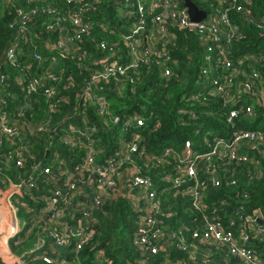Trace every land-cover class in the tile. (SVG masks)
<instances>
[{
    "label": "built area",
    "instance_id": "1",
    "mask_svg": "<svg viewBox=\"0 0 264 264\" xmlns=\"http://www.w3.org/2000/svg\"><path fill=\"white\" fill-rule=\"evenodd\" d=\"M34 1L26 0L28 4ZM107 1L121 22L119 40L127 47L126 55L111 41L98 44L99 55L81 54L82 40L91 34L90 21L82 15L95 2L87 0L83 9L69 16L71 32L63 26L65 18L56 17L45 24V31L56 35L48 49L55 54L46 68H38L45 59L33 49L31 59L37 67L23 66L15 82L16 93L5 84L9 76L0 75V205L5 208V214L0 213L2 261L24 264L11 252L9 241L33 236V247L26 249L23 243L18 244L25 255L33 254L35 260L45 264H80L78 253L87 246L94 250L89 244L99 226L98 213L106 204L121 198L134 214L131 245L139 264H233L232 260L264 264V206H250L251 197L246 195L245 202L238 201L242 203L237 202L228 213L225 206L230 197L223 193L217 198L212 195L214 191L222 192L218 189L224 180L227 185L236 184L235 167L253 164L257 169L258 158L264 159V131L238 128L236 123L240 118L255 121V107L264 108V87L257 83L259 74L252 71V78L246 77L247 72L241 68L243 62H261L263 57L248 54L233 62L227 52L233 42L246 36L235 17L264 33V21L253 15L252 0H191L206 13L198 23L190 20L183 0ZM11 6L17 20L10 25L16 36L8 44L9 56L26 41L28 23L37 13L36 9L24 12ZM42 12L52 13L47 8ZM57 26L66 30L63 41ZM180 32L193 33L207 46L198 90L187 101L200 107L209 106V99L221 102L228 125L224 135L228 136L196 130L194 135L214 136H204L201 142L187 140L180 148L169 146L159 154L148 153L143 146L147 120L138 114L125 118L113 114L103 93L120 96L126 87L136 84L134 75L139 67L149 66L152 59L161 67L162 77H171L169 68L176 60L170 49ZM144 37L148 38L145 44ZM116 49L119 53L115 55ZM59 57L70 58L83 76L76 97L84 96L107 130L115 134L109 138L113 144L109 151L98 135H92L97 132L94 126L56 128L48 121L36 123L29 115H57L63 106L70 105L71 92L77 84L65 69L56 68ZM8 60L15 68L14 55ZM86 75L91 76L90 80H85ZM8 103L13 105L11 111L6 110ZM79 105L77 102L76 108ZM200 113L179 111L183 124L207 114ZM81 114L84 117L85 110ZM159 127L156 121L151 131ZM40 139L47 145L41 159L35 149ZM53 141L83 150L85 155L76 162L58 161ZM257 154L260 156L256 160ZM140 165L162 170L164 181L160 188L140 174ZM179 198L189 201L187 211L200 213L201 221L195 228L190 223L170 228L164 222L171 215L165 211L167 205ZM8 222L14 223L13 229H6ZM68 251L75 255L73 259L66 256ZM90 264L111 261L99 249Z\"/></svg>",
    "mask_w": 264,
    "mask_h": 264
},
{
    "label": "trees",
    "instance_id": "2",
    "mask_svg": "<svg viewBox=\"0 0 264 264\" xmlns=\"http://www.w3.org/2000/svg\"><path fill=\"white\" fill-rule=\"evenodd\" d=\"M87 0H35L34 3L28 4L26 0H0V58L4 53L6 46L15 38V31L10 28L12 22L17 20L12 6L20 8L25 12L36 9V15L29 21L27 26L28 36L24 43H21L18 60L24 67L29 64L37 67L33 63L31 57L33 49L39 52L45 59L44 63L38 67L43 70L47 67L50 57L54 52H49L56 35L54 32H46L45 24L54 21L56 17L65 18L66 22L63 24L69 32L73 30L67 21L69 16L84 8V3ZM252 12L257 20L264 21V0H252ZM50 9L51 14L43 15V9ZM84 19L90 21L91 34L84 37L80 45L81 54H96L99 55V43L103 41L116 42V48L121 50L124 55L127 54L126 45L119 40V31L121 29V22L115 15V8L107 0H95L94 7L89 9L86 15H82ZM235 22L239 24L240 29L246 35L244 40L233 42L227 48L228 58L233 62H238L244 55L260 53L263 61L255 62V60H247L243 62L241 68L247 72L246 77L252 78V71L259 74L258 84L264 87V33L259 31L255 26L248 25L243 22L241 18L235 17ZM103 28V29H102ZM124 33V32H122ZM148 42V38L144 37L143 43ZM206 47L200 43L197 36L193 33H178L175 43L170 49L171 56L176 60L174 66L171 65L169 70L172 76L166 79L162 77L161 67L156 64V59H152L149 66L139 67L137 73L134 75L136 79L135 85H129L125 88L123 93L118 96L115 93L108 95L103 93L105 101L113 114L122 117H131L133 115H140L147 120L146 128L144 129L145 146L148 153L159 154L164 148L173 146L180 148L187 140L193 142L203 141L204 136H224L228 133V125L224 121L225 110L221 102L217 99H209V106L200 107L193 106L187 101L192 93L198 90L197 80L202 70L204 58L206 55ZM115 50V55L119 53ZM57 69H65L66 74H70L75 78L76 86L71 92L72 99L70 105L63 106L60 113L57 115L35 113L29 114L32 120L36 123L41 121H48L49 124H54L56 128L59 126L66 129L65 126L72 125L79 129L95 127L97 132L92 135H98L97 138L101 140L103 145L108 146L107 151L113 146L109 138L113 134L107 130L106 123L96 115L93 107L86 104L85 97H76L77 90L80 89L81 79L83 78L79 70L76 68L74 62L68 59L58 58L56 64ZM0 72L9 76L5 84H8V89L12 93H16V80L20 71L10 65H3L0 61ZM34 73V70L32 71ZM214 77V76H213ZM91 76L86 75L85 80H90ZM112 101V102H111ZM77 102L80 104L76 108ZM12 104L8 103L6 110L11 111ZM181 109L196 111H206L197 121L187 120L183 124L182 116L179 114ZM85 110L83 117L81 112ZM257 118L253 122H249L240 118L236 121L238 128L243 129H260L264 131V108L255 107ZM74 115V118L72 116ZM198 115V116H199ZM16 119L19 116L15 117ZM159 121L160 127L151 131L153 124ZM150 128V129H149ZM196 130L200 132L210 131L214 135H194ZM223 134V135H221ZM56 149L58 161L76 162L80 157L85 155L83 150H78L74 147H65L59 142L53 141ZM100 143V144H101ZM45 141L40 139V144L35 146L38 151V158L44 157ZM54 152V151H50ZM109 153V152H108ZM257 154L255 159L257 160ZM259 166L255 169L253 164L241 165L235 167L236 172L234 178L237 180L234 186L227 185L226 181H222V192H212L213 196L222 197L226 194L228 199L225 210L229 213L231 208L242 200L244 196L249 195L252 199V205H264V159L258 158ZM140 174L154 184L156 188H160L163 183L162 170L155 169L152 166L140 165ZM249 175V176H248ZM251 176H253L251 178ZM250 178V179H249ZM223 193V194H222ZM242 202H245L243 199ZM238 202V203H242ZM171 205H167L165 211L171 213L168 219L164 222L170 227L175 228L180 224H191V228H195L196 223H200V213H190L187 211L190 207L189 201L184 199H177L171 201ZM103 212V213H102ZM99 212L97 217L99 219V226L94 235V240L89 244L94 248L91 250L89 246L85 247L78 253V260L80 264H90L95 257L97 250L102 249L107 260L111 264H139L138 254L131 245V238L135 230V218L129 203L126 200L117 198L111 203L106 204L103 211ZM23 238L22 236L17 239ZM33 236L22 239V246H26L27 242L33 240ZM68 258L73 259L75 256L70 251L66 252ZM24 264H45L42 261L35 260L34 255H26ZM233 264H243L232 260ZM0 264H5L0 255ZM70 264H73L70 262ZM151 264H154L151 263Z\"/></svg>",
    "mask_w": 264,
    "mask_h": 264
},
{
    "label": "rangeland",
    "instance_id": "3",
    "mask_svg": "<svg viewBox=\"0 0 264 264\" xmlns=\"http://www.w3.org/2000/svg\"><path fill=\"white\" fill-rule=\"evenodd\" d=\"M58 27V29H59V35H60V41H63V40H65L66 39V36H67V34H66V30H64L63 28H62V26H57ZM19 50H18V48L17 47H15V49L10 53V55L12 56V55H14V57L16 58V66H15V70L16 71H20L22 68H23V66L24 65H22V63H20V61L18 60V57L20 56L19 55V52H18ZM254 57H260L261 55H260V53H254V54H252ZM11 56H9V50H7V54H6V56H5V59L4 60H2L1 58H0V61H1V63L5 66V65H8L9 66V64H11V63H9V58L11 57ZM2 57V56H1ZM262 57V56H261ZM1 74H3V73H1L0 72V75ZM112 102V101H111ZM204 133H210V131H204ZM250 206H252V199H251V201H250V204H249ZM262 206H264V205H262ZM31 231H33V229L31 230ZM35 240H36V238L34 239V242H33V244L35 243ZM17 241L15 240V239H11L10 241H9V247H10V249L11 250H15V249H18V248H16L14 245H15V243H16ZM26 249L27 248H29V247H25ZM21 250H23V249H21Z\"/></svg>",
    "mask_w": 264,
    "mask_h": 264
},
{
    "label": "water",
    "instance_id": "4",
    "mask_svg": "<svg viewBox=\"0 0 264 264\" xmlns=\"http://www.w3.org/2000/svg\"><path fill=\"white\" fill-rule=\"evenodd\" d=\"M184 1V6L187 8L188 10V15L190 17V20L194 23H198L201 20H203L206 16V13L204 11L199 10L194 3H192L191 0H183ZM9 45L6 46L4 53L1 57L2 60L5 59V56L7 54V50H8Z\"/></svg>",
    "mask_w": 264,
    "mask_h": 264
},
{
    "label": "crops",
    "instance_id": "5",
    "mask_svg": "<svg viewBox=\"0 0 264 264\" xmlns=\"http://www.w3.org/2000/svg\"><path fill=\"white\" fill-rule=\"evenodd\" d=\"M0 213L1 214H5V208H4V206H2V205H0ZM14 223L13 222H8V226L6 227V229H13L14 228ZM27 239V238H26ZM15 240L17 241L16 243H15V247L16 248H18V249H15V250H11V252L13 253V255L15 256V257H17V258H20V259H22V261L24 262V259L26 258L25 256V252L24 251H22L21 249H20V247H19V243L21 242V240H22V238H19V239H17V238H15ZM33 242H34V239L33 240H30V242H27L26 243V246L25 247H33Z\"/></svg>",
    "mask_w": 264,
    "mask_h": 264
}]
</instances>
